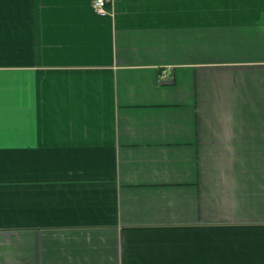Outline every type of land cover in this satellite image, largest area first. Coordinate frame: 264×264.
<instances>
[{
  "label": "crops",
  "instance_id": "obj_1",
  "mask_svg": "<svg viewBox=\"0 0 264 264\" xmlns=\"http://www.w3.org/2000/svg\"><path fill=\"white\" fill-rule=\"evenodd\" d=\"M0 0V264H264V0Z\"/></svg>",
  "mask_w": 264,
  "mask_h": 264
},
{
  "label": "built area",
  "instance_id": "obj_2",
  "mask_svg": "<svg viewBox=\"0 0 264 264\" xmlns=\"http://www.w3.org/2000/svg\"><path fill=\"white\" fill-rule=\"evenodd\" d=\"M114 0H92L91 1V6H92V9L100 14V15H104L106 14L108 11H107V6L109 4H111Z\"/></svg>",
  "mask_w": 264,
  "mask_h": 264
}]
</instances>
